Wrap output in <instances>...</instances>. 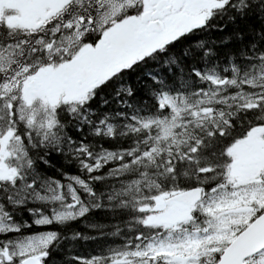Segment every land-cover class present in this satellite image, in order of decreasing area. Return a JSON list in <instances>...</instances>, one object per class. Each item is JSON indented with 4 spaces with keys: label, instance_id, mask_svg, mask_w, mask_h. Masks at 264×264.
Segmentation results:
<instances>
[{
    "label": "snow or ice",
    "instance_id": "6c2138e0",
    "mask_svg": "<svg viewBox=\"0 0 264 264\" xmlns=\"http://www.w3.org/2000/svg\"><path fill=\"white\" fill-rule=\"evenodd\" d=\"M0 264H264V0H0Z\"/></svg>",
    "mask_w": 264,
    "mask_h": 264
}]
</instances>
